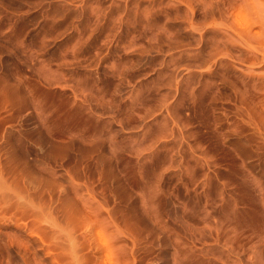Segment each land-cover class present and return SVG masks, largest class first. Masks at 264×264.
Segmentation results:
<instances>
[{
    "label": "rangeland",
    "instance_id": "1",
    "mask_svg": "<svg viewBox=\"0 0 264 264\" xmlns=\"http://www.w3.org/2000/svg\"><path fill=\"white\" fill-rule=\"evenodd\" d=\"M0 264H264V0H0Z\"/></svg>",
    "mask_w": 264,
    "mask_h": 264
},
{
    "label": "bare ground",
    "instance_id": "2",
    "mask_svg": "<svg viewBox=\"0 0 264 264\" xmlns=\"http://www.w3.org/2000/svg\"><path fill=\"white\" fill-rule=\"evenodd\" d=\"M249 12V11H248ZM246 31H248V29L246 30ZM250 32V31H249Z\"/></svg>",
    "mask_w": 264,
    "mask_h": 264
}]
</instances>
